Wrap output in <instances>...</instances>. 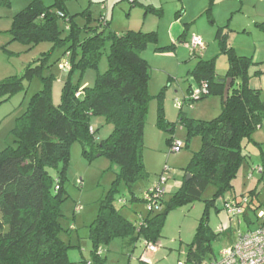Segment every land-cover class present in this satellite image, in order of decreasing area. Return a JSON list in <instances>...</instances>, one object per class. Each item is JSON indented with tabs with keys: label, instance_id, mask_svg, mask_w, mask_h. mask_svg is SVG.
<instances>
[{
	"label": "trees",
	"instance_id": "16d2710c",
	"mask_svg": "<svg viewBox=\"0 0 264 264\" xmlns=\"http://www.w3.org/2000/svg\"><path fill=\"white\" fill-rule=\"evenodd\" d=\"M128 1L131 7L138 3L137 0ZM215 3L216 0L209 1L207 13L210 17ZM80 17L85 22L83 25L78 23ZM61 21L66 33L60 27ZM93 21L90 10L69 15L65 0H55L52 6H45L43 0H31L29 6L13 18L10 43L19 42L31 47L50 43L52 48L34 65L28 66L22 76L0 82V105L25 92V83L35 78L43 83L42 90L31 97L26 111L16 121L12 131L15 146H8L0 152V264H74L69 253L79 246L61 239L65 231L61 221L64 218L62 205L68 199L65 172L70 163L71 147L76 142L82 144L83 156L88 160L106 157L117 167L116 181L100 202L98 215L89 226L93 262L85 263L104 264L103 248L119 239H128L133 246L140 240L160 246L169 215L202 201L209 186L215 188V193L211 200L204 201L205 210L193 240L187 246L184 263L205 264L218 260L219 257H214L213 243L224 232L216 233L210 227L211 211L215 209L218 213V200L233 192L239 171L249 163L250 156L244 153V149L255 142L254 135L264 126L262 93L249 86L253 58L240 56L229 47L228 27L218 30L216 38L221 52L229 59L228 73L218 76L215 62L202 60L192 75L198 83L207 85V94L198 100L207 96L222 99L221 115L212 121H200L180 114L178 123L186 129L187 141L198 136L202 147L185 169L179 189L169 199L166 190L160 200V211H148L145 194L152 187L141 197L134 188L148 178L144 162V131L152 99L149 92L151 67L143 54L150 45L158 42V34L135 31L118 34L110 30V21L105 14L97 24L93 25ZM175 47L157 51L175 50ZM57 49H63L61 62L68 58L70 69H61L68 72V77L62 87L61 99L55 104V76H45L44 73L50 69V56ZM202 52H191V55L195 57ZM104 55H107L108 70L97 76L92 88L81 89L79 84L72 83L75 73L83 77L90 70L97 71ZM227 79H232V85L224 102ZM162 97L163 92L157 96L160 101L158 123L171 126L163 114ZM100 117L113 126L112 133L102 141L97 140V131L92 126L93 119ZM169 142L172 146L175 141ZM188 142L182 143L188 146ZM257 167L263 168L262 174L255 171ZM253 170L260 178L259 182H263L264 159L263 163L249 167V175ZM121 184L128 189L130 201L143 202L146 209V214L138 215L135 223L117 208ZM167 185L168 182L166 188ZM258 195L251 191L241 197L250 200L242 215L249 225L254 224V220L248 212L255 214L257 219V213L262 210V205L256 204ZM240 199L224 201L223 210L228 202ZM121 203L126 205L127 201L121 200ZM242 216L229 218L238 225ZM241 231L237 229V235ZM67 233L70 234L71 230Z\"/></svg>",
	"mask_w": 264,
	"mask_h": 264
},
{
	"label": "rangeland",
	"instance_id": "374dc122",
	"mask_svg": "<svg viewBox=\"0 0 264 264\" xmlns=\"http://www.w3.org/2000/svg\"><path fill=\"white\" fill-rule=\"evenodd\" d=\"M131 7L128 0H65L69 15L84 13L90 10L93 25L99 22L102 15H108L110 30L118 34L128 31L158 34V42L150 45L143 54L151 67L149 92L152 99L149 103L148 118L144 131V162L148 178L140 181L134 188L139 197L149 187H154L164 174L167 177L168 195L175 193L183 182L185 169L195 153L202 147L201 138L196 136L188 142L187 131L180 125L179 116L193 120L212 121L222 112V99L207 96L204 99L192 100L195 92L202 88V84L192 75L200 61H214L215 72L218 76H225L229 71L228 56L221 52L216 34L219 28L228 27V44L240 56L253 58L254 64L249 69V86L260 90L264 102V1L259 0H221L213 9L212 17L207 13L210 0H137ZM262 2V3H261ZM31 0H0V82L10 77H20L25 69L34 65V62L49 52L50 43H41L35 47L19 42H11L9 33L13 18L29 6ZM45 6H52L55 0H43ZM151 10L148 12V10ZM159 12H161L159 14ZM83 25L84 20H78ZM60 27L66 33L62 21ZM202 39L205 49L191 55L192 37ZM175 50L157 51L160 48L173 47ZM109 44L106 45L108 52ZM258 51L257 55L256 52ZM63 49L54 50L50 56V69L44 75H54L53 101L59 103L64 82L68 77L66 70H61ZM60 59V60H59ZM108 70L107 55L100 61L98 70H90L80 77L75 73L71 80L81 89L92 88L98 75ZM26 90L13 96L0 105V152L8 146H15L12 131L16 121L26 111L29 100L43 88L41 79L35 78L25 83ZM163 92L161 99L165 119L171 123L160 125L158 123L160 101L157 96ZM177 103L180 106H177ZM92 126L97 131L98 141L105 140L113 131L104 118H94ZM174 128V129H173ZM173 130V131H172ZM255 142L249 143L244 149L254 163L263 162L261 150L264 151V126L253 137ZM169 141H181L188 146L179 152H173ZM83 146L76 142L71 147L69 166L66 169L67 181L65 188L68 199L62 205V225L65 229L61 239L79 248L69 253L74 264H87L93 262L91 255L92 243L89 239V226L96 219L100 202L111 190L116 181L117 167L106 157H97L88 160L83 156ZM250 160V161H251ZM247 164L242 166L234 182V190L217 202L219 212L211 211V225L214 230L226 220L223 210L224 201L230 198H241L253 186L260 190L259 200L264 210V181L259 182L258 175L249 178ZM165 169H168L166 171ZM116 205L121 213L131 222L137 221V216L146 214L143 202H131V195L124 184L119 187ZM215 188L209 186L202 201L173 211L167 221L160 240V254L154 258L153 264H178L183 261L186 246L191 243L199 220L201 219L205 204L211 200ZM248 194V193H247ZM246 194V195H247ZM121 200L127 201L126 205ZM76 206L78 207L76 209ZM254 220L251 230L258 228L255 214H250ZM243 230L246 227L241 226ZM71 230L68 234L67 231ZM235 235V234H234ZM184 241V243H181ZM128 239H119L103 248L104 264H136L135 258L143 248L142 240L136 246L128 245ZM222 244L214 243V251L220 253ZM143 251V250H142ZM162 254L166 256L160 259ZM219 255V254H218Z\"/></svg>",
	"mask_w": 264,
	"mask_h": 264
},
{
	"label": "built area",
	"instance_id": "2783aa9c",
	"mask_svg": "<svg viewBox=\"0 0 264 264\" xmlns=\"http://www.w3.org/2000/svg\"><path fill=\"white\" fill-rule=\"evenodd\" d=\"M191 52H200L205 49L204 43L201 38L193 36L191 41ZM61 69H70L69 59L65 58L62 61ZM207 85L203 84L202 88L195 92L193 99L198 100L201 96L207 94ZM177 106H180L177 103ZM184 147L181 141H175L172 144V151L179 153ZM168 171V169H165ZM255 171L259 174L263 173V168L257 167ZM253 170L249 177L252 178L255 174ZM168 182V178L163 174L159 182L152 187L145 194V201L147 202L148 211H160V200L166 193L167 188L165 187ZM250 203L247 197H243L238 202H228L225 205L224 211L230 218H239L244 214V208ZM257 221L260 224L258 229L255 231L239 232L237 235V241L231 246L224 248L219 253L218 260L209 261L205 264H264V210H260L257 213ZM144 251L140 257L141 264H153L152 255L159 250V246L147 242H143ZM178 264H185L179 262Z\"/></svg>",
	"mask_w": 264,
	"mask_h": 264
},
{
	"label": "crops",
	"instance_id": "0c3cea01",
	"mask_svg": "<svg viewBox=\"0 0 264 264\" xmlns=\"http://www.w3.org/2000/svg\"><path fill=\"white\" fill-rule=\"evenodd\" d=\"M219 1H221V0H218V2ZM259 1H262V0H259ZM216 3H217V0H216ZM216 3H215V5H216ZM262 3V2H261ZM215 7V6H214ZM108 16V15H107ZM225 28V27H224ZM220 29V28H219ZM257 53H258V51L256 52V55H257ZM56 104H58V103H56ZM261 156H262V159H264V151L263 150H261ZM251 160V158L249 159V163L247 164V166H246V171L247 170H249V167L250 166H252V165H255V164H259V163H254L252 160ZM260 163H263V162H260ZM181 184L182 183H180V185H179V187L181 186ZM152 187V186H151ZM150 188V187H149ZM179 189V188H178ZM251 191H255V192H257V194H259L258 195V198H257V200H256V204L259 206H261L263 203H261V201L259 200V197H260V190L258 189V186L256 185V186H253L252 185V187H251V189L247 192V193H250ZM246 193V194H247ZM246 194H244V195H246ZM226 213V212H225ZM250 214H252L251 213V211L250 212H248V215L250 216ZM226 220L224 221V222H222V223H220V226H218V227H216V229L217 230H214L213 228H212V225H211V218H210V221H209V224H210V227L216 232V233H221V232H224L222 235H221V237L218 239V240H216L214 243H216V242H218V243H220V244H222V249H224V248H227V247H229V246H231L236 240H237V229H239V230H242V231H244V232H247V231H252L251 230V228H252V225L253 224H247V222H246V220L244 219V216H242V218H241V220H242V222L240 221V223L237 225V223L236 222H234V221H231L230 220V218H229V216H228V214L226 213ZM241 226H244V227H246L245 228V230H243V228L241 227ZM230 228H232L231 230H229ZM227 230V231H226ZM235 234V235H234ZM193 240V239H192ZM138 242H141V240L140 241H138ZM160 242L161 241H159V244H160ZM192 242V241H191ZM142 243H143V240H142ZM142 243H141V245H142ZM181 243L183 244L184 243V241H182V239H181ZM214 243H213V250H214ZM127 244L128 245H132L131 244V242L130 241H128L127 242ZM138 243H136L134 246H136ZM190 244V243H189ZM188 246V245H187ZM186 246V247H187ZM221 249V250H222ZM143 248H141V253L135 258L136 260H135V262H136V264H141L140 263V257H141V255H142V253H143ZM220 250V251H221ZM187 251H188V247L186 248V251H183L182 252V255H184L185 256V259L183 260V261H181V260H179L178 262H185L186 261V257H187ZM160 254V250H158L155 254H153L152 255V260H154V258L155 257H157V255H159ZM214 257L215 258H218L219 257V253L218 254H216L215 253V251H214ZM166 256V254H162L161 256H160V259L162 258H164ZM213 257V258H214ZM155 261V260H154Z\"/></svg>",
	"mask_w": 264,
	"mask_h": 264
},
{
	"label": "water",
	"instance_id": "95a60500",
	"mask_svg": "<svg viewBox=\"0 0 264 264\" xmlns=\"http://www.w3.org/2000/svg\"><path fill=\"white\" fill-rule=\"evenodd\" d=\"M231 85H232V79H227L226 85H225V90H224V96H223L224 102H226L228 97H229ZM189 178H190V176H188L187 179H189Z\"/></svg>",
	"mask_w": 264,
	"mask_h": 264
}]
</instances>
